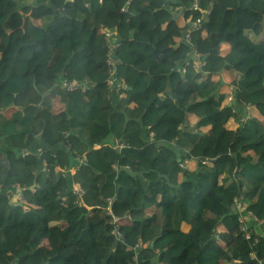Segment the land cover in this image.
Segmentation results:
<instances>
[{"label":"trees","instance_id":"obj_1","mask_svg":"<svg viewBox=\"0 0 264 264\" xmlns=\"http://www.w3.org/2000/svg\"><path fill=\"white\" fill-rule=\"evenodd\" d=\"M263 121L264 0H0V264H264Z\"/></svg>","mask_w":264,"mask_h":264},{"label":"built area","instance_id":"obj_2","mask_svg":"<svg viewBox=\"0 0 264 264\" xmlns=\"http://www.w3.org/2000/svg\"><path fill=\"white\" fill-rule=\"evenodd\" d=\"M198 1V0H195ZM87 6V5H86ZM197 8V7H195ZM202 23V20L199 19L196 22L193 23V28H196L197 30L200 28ZM101 34L104 35V37L106 38L107 41L110 42L109 45V52L107 55V65H108V73L110 75H112L114 73V60L112 58V48H114L115 46H118V41H117V37H116V33L112 32L109 29H102L101 30ZM63 88L66 91L69 92H75V91H86V87H84L82 84H78V83H73V82H64L63 83ZM76 194L78 195H82L83 191L81 190V188L77 187L76 188ZM9 199L13 200V202L16 203H20L22 202V196L21 194L17 193L14 194L13 196H10ZM237 204V208L238 210L242 213L241 214V218H240V222H241V231L244 233L245 237L247 240L253 241V242H257V236L254 232H252L248 227H247V223L251 222L252 219L254 223L256 224V228H261L262 225L264 224V220H258L251 212L246 211V204L243 203V198H239L236 201ZM246 211V212H244ZM119 221V220H117ZM116 222V219H115ZM254 258V256L252 257Z\"/></svg>","mask_w":264,"mask_h":264},{"label":"clouds","instance_id":"obj_3","mask_svg":"<svg viewBox=\"0 0 264 264\" xmlns=\"http://www.w3.org/2000/svg\"><path fill=\"white\" fill-rule=\"evenodd\" d=\"M83 1H85V0H83ZM215 1V0H214ZM85 5H87L86 3H85ZM197 9V8H196ZM200 12H201V9H198ZM196 22V21H195ZM188 23H191L192 24V29H196V28H193V23L194 22H187L186 23V25L188 26ZM201 25H202V23H201ZM189 27V26H188ZM103 28H101L100 30H99V33L101 34V30H102ZM192 29H190L189 28V30H192ZM189 30H186V31H184V32H186V34L185 35H187V33L189 32ZM197 30V29H196ZM112 32H114V33H116V37H117V32L116 31H112ZM183 35H184V33H183ZM184 35V36H185ZM117 41H118V38H117ZM109 42V41H108ZM110 43V42H109ZM118 43H119V41H118ZM120 44V43H119ZM119 44H118V46H119ZM117 46H115L114 48H116ZM114 48H112V52H113V49ZM109 52V51H108ZM108 55V54H107ZM192 55H195V56H197L198 57V59L196 60V61H198L199 59H200V55L198 54V53H196V51H194L193 52V54ZM192 55H191V57H192ZM112 58H113V55H112ZM113 60H114V58H113ZM194 60V59H193ZM114 68H115V70H114V73L112 74V75H110L109 73H108V75H109V81H108V83L112 86L113 84H114V79H113V76H114V74H115V72H116V66H115V60H114ZM183 72H184V70H183ZM240 77V75L239 74H237L236 75V78H239ZM236 78H235V80H236ZM63 83L64 82H62V87H63ZM222 83H223V81H222ZM125 89V87L124 86H117V89H116V92L117 93H120V92H122V90H124ZM230 90L231 91H234L235 90V86L233 85V84H231V86H230ZM232 100V98L230 99V101ZM250 108V107H249ZM250 114V113H249ZM264 122V121H263ZM17 193H19V194H21L20 192H16V193H12L11 194V196H13L14 194H17ZM242 197V196H241ZM241 197H239V198H241ZM239 198H237V199H239ZM243 198V197H242ZM236 199V200H237ZM11 200V199H10ZM235 200V201H236ZM12 202H13V200H11ZM236 203V202H235ZM243 203H245L246 204V206H247V208H246V211H248V212H251V211H249V205H248V203L244 200V198H243ZM236 207H237V204H236ZM237 210H238V208H237ZM239 211V210H238ZM246 211H244V212H246ZM240 212V211H239ZM252 213V212H251ZM240 214H242L241 212H240ZM261 228H263V225H262V227ZM262 232H264V231H262Z\"/></svg>","mask_w":264,"mask_h":264},{"label":"crops","instance_id":"obj_4","mask_svg":"<svg viewBox=\"0 0 264 264\" xmlns=\"http://www.w3.org/2000/svg\"><path fill=\"white\" fill-rule=\"evenodd\" d=\"M226 45L223 46V48H225ZM236 73H229V74H224L222 75V81H223V85L224 87V92H227L228 90H230V86H231V81L235 80L236 78ZM56 103H59V100L57 99V101H55V104ZM255 116H258L257 114H255ZM259 118L261 119V117L259 116ZM189 119L193 122V124H196L198 121L197 119L194 117V116H190ZM0 147L2 148L3 147V150H6V148H4V146L2 145V142H0ZM188 169H190L191 171L195 170L196 168V162L195 161H189L187 163V166H186Z\"/></svg>","mask_w":264,"mask_h":264},{"label":"rangeland","instance_id":"obj_5","mask_svg":"<svg viewBox=\"0 0 264 264\" xmlns=\"http://www.w3.org/2000/svg\"><path fill=\"white\" fill-rule=\"evenodd\" d=\"M248 35H249V37H250L251 40H253L255 42H258L259 41L258 37L255 36L252 32H248ZM222 87H224L223 83H222L221 90H220V92L223 94L224 88H222ZM60 106L61 105L59 103H56L55 108H56L57 111H59V110L62 109V107H60Z\"/></svg>","mask_w":264,"mask_h":264},{"label":"water","instance_id":"obj_6","mask_svg":"<svg viewBox=\"0 0 264 264\" xmlns=\"http://www.w3.org/2000/svg\"><path fill=\"white\" fill-rule=\"evenodd\" d=\"M188 26H189V28L190 29H192V24L191 23H188ZM186 34V32H184V35ZM192 58L196 61L197 59H198V57L197 56H195V55H192ZM15 106V103L13 102V103H11L8 107H7V109H9V108H13Z\"/></svg>","mask_w":264,"mask_h":264}]
</instances>
